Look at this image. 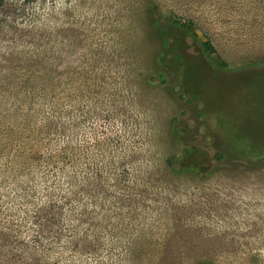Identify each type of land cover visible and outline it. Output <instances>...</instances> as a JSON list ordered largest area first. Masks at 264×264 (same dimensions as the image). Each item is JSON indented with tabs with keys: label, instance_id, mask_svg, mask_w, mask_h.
Listing matches in <instances>:
<instances>
[{
	"label": "rangeland",
	"instance_id": "374dc122",
	"mask_svg": "<svg viewBox=\"0 0 264 264\" xmlns=\"http://www.w3.org/2000/svg\"><path fill=\"white\" fill-rule=\"evenodd\" d=\"M21 5L0 264H264V0Z\"/></svg>",
	"mask_w": 264,
	"mask_h": 264
},
{
	"label": "trees",
	"instance_id": "16d2710c",
	"mask_svg": "<svg viewBox=\"0 0 264 264\" xmlns=\"http://www.w3.org/2000/svg\"><path fill=\"white\" fill-rule=\"evenodd\" d=\"M14 1L18 2L19 0H0V6L6 7L9 3L14 2ZM26 1H31V0H20V2L22 3L21 5L22 7ZM22 7H21V10H22ZM183 26L188 27L189 25L187 23H183ZM207 45L211 51H215V47L210 42H208Z\"/></svg>",
	"mask_w": 264,
	"mask_h": 264
}]
</instances>
